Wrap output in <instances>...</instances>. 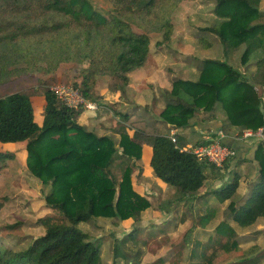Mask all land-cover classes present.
I'll return each instance as SVG.
<instances>
[{"label": "trees", "instance_id": "1", "mask_svg": "<svg viewBox=\"0 0 264 264\" xmlns=\"http://www.w3.org/2000/svg\"><path fill=\"white\" fill-rule=\"evenodd\" d=\"M110 1L118 14L112 18L98 11L90 0H0V46L39 44L42 39L71 42L90 63L81 88L86 97H91L100 74L112 76L117 90L124 93L130 83L129 74L147 62L151 50L148 33L136 31L134 25L144 28L142 21L150 15L162 24L165 40H171V12L180 0ZM262 2L216 0L214 13L220 21L203 31L216 34L226 51L246 45L243 64L259 54L256 72L248 76L227 61L205 59L198 80L175 79L160 113L172 128L186 129L196 114L206 111L214 115L217 105L222 104L226 113L223 132L232 129L244 134L246 130L262 129L264 136V22L259 21L264 18ZM2 62L0 58V71ZM258 86L263 91L261 96ZM44 95L42 126L35 121L29 94L15 92L0 98V142L26 144L27 168L50 188L46 201L58 216L27 249L16 252L0 248V264H102V238H91L79 224L142 220L152 203L136 189L134 170L142 161L145 142L152 146L150 167L156 177L188 199L206 188L208 167L221 170L185 149L187 141L179 133H148L142 127L133 133L120 131L117 144L111 136L98 135L81 124L78 118L82 110L67 107L51 89ZM129 117V113L123 115L125 120ZM207 142L210 140L203 139L199 144ZM14 157V153L0 152L3 162ZM257 160L259 178L241 200L232 199L240 185L239 173L219 189L199 196L213 194L220 202L230 201L224 215L239 229L264 217V138L258 146ZM202 219L206 225L207 218ZM138 231L133 229L126 238L134 239ZM200 246V257L205 264H212L210 245L201 251ZM127 257L121 244H116L114 264ZM260 261V256H253L237 264Z\"/></svg>", "mask_w": 264, "mask_h": 264}, {"label": "rangeland", "instance_id": "2", "mask_svg": "<svg viewBox=\"0 0 264 264\" xmlns=\"http://www.w3.org/2000/svg\"><path fill=\"white\" fill-rule=\"evenodd\" d=\"M90 1L106 17L118 16L110 0ZM215 6L216 0H180L171 12L174 27L168 41L164 38L162 24L150 15L142 21L144 28L134 25L136 31L147 32L150 36L151 50L147 62L129 74L130 83L124 93L117 90L112 76L98 75L91 97L87 98L96 101L100 109L82 110L78 121L98 135L111 136L117 144L120 131L133 133L144 127L143 130L148 133H164L166 130H163L164 127L159 129L156 116L169 99L168 89L177 78L198 80L205 59L227 61L246 75H253L259 54L248 64H243L241 58L246 45L226 51L216 34L203 31L220 21L214 13ZM260 8L264 10V0ZM259 21L264 22V18ZM0 58L3 61L0 98L15 92L29 94L33 101L35 121L40 126L45 116V91L61 84L82 88L84 72L90 66L89 60L65 40L49 42L42 39L39 44L35 41L32 45H3L0 46ZM215 112L218 118L226 114L222 104L217 105ZM126 113L130 114L128 120L123 118ZM195 117L194 123L205 120L200 113ZM192 127L199 129L197 125ZM188 131L193 133L192 130ZM0 152L15 154L13 159L0 160V248L20 252L43 235L58 214L46 201L50 188L27 168L26 144L0 142ZM151 152L152 146L145 142L143 159L135 165L134 170L136 187L147 194L152 203L143 212V221L100 220L82 222L79 228L93 239L102 238V264H114L116 244H121L128 256L118 264H205L197 254L200 245H195L199 239L205 242L202 245L204 248L209 247L212 235L206 230L195 234L187 227L196 222L205 225L203 217L207 218L206 224H210L215 203L211 199L194 202L176 189H168V185L153 174L149 162ZM215 199H218L217 196ZM183 200H187L185 207L179 204ZM191 201L194 208L190 205ZM174 223H177L176 227ZM180 223L189 224L179 232ZM143 226L145 228L140 231ZM135 228H139L135 238H126L132 231L130 229Z\"/></svg>", "mask_w": 264, "mask_h": 264}, {"label": "crops", "instance_id": "3", "mask_svg": "<svg viewBox=\"0 0 264 264\" xmlns=\"http://www.w3.org/2000/svg\"><path fill=\"white\" fill-rule=\"evenodd\" d=\"M119 101L122 100L119 99ZM204 112L205 111H201L199 113L203 116L201 118H204L205 120H203L202 122L194 123V120L192 119L190 121L191 126L186 129L172 128L171 125L161 119V116L159 114L156 116L158 124L160 125L159 129L162 130V127H164L163 130H166V132H160V134H181L187 141L186 148L198 145L203 139L214 138L220 132H223L222 127L226 122V114L224 116L220 115L218 118L215 115L209 116L211 113ZM135 114L138 115V112H135ZM160 121L162 123H160ZM163 122L166 124H163ZM193 125H197L199 129H196V126L192 127ZM188 130H192L193 133L190 134ZM196 132L198 133L195 134ZM200 132H202V134ZM224 133L225 137L223 138V143L231 147L236 152V154L233 158L229 159L226 162L227 164L224 165L221 170L208 167L207 173L209 175V179L207 181L206 188L194 199H191L194 202H201L203 201V199H211L212 202L215 203V209L211 214V223L202 226L196 222L192 224V226L194 225V227H187V230H193L195 234H197L201 230H206V232L212 235V241L208 243L211 249V260L213 261L212 264H237L239 262H242L243 259L253 256H260L261 261L258 264H264V217L259 218L255 224L246 229H239L231 219L226 218L224 215V209L228 206L230 201L220 202L218 199H215V196L213 194L208 195L207 198L206 196L199 197L201 194L203 195L206 192L210 193L214 190L219 189L236 173H239L241 175L240 185L237 192L232 198L234 201H239L248 194L253 183L259 178L260 162L257 160V150L262 137L258 133L251 136H244V134H238L235 131H232V129L228 132L224 131ZM134 185L136 187L135 182ZM167 188L175 189L169 186H167ZM136 189L139 190L137 187ZM140 192L143 193L142 191ZM193 203L191 201L190 205L192 204L193 206H191L194 208L195 206ZM179 204H183L182 207H185V205L187 204V200H183L179 202ZM179 217L177 218L179 219ZM142 221L143 218L141 222ZM188 224L180 223L178 226L179 232ZM176 226L177 223H174V227ZM144 228L145 226H143L140 231ZM131 230L133 229H130V231ZM242 236H246V238H243ZM203 244L205 245V242H202L198 239L195 246L201 245V251L204 249V246H202ZM197 254L199 256L198 252Z\"/></svg>", "mask_w": 264, "mask_h": 264}, {"label": "built area", "instance_id": "4", "mask_svg": "<svg viewBox=\"0 0 264 264\" xmlns=\"http://www.w3.org/2000/svg\"><path fill=\"white\" fill-rule=\"evenodd\" d=\"M51 90L55 92L57 97L70 109L85 111H96L100 109L96 101H92L85 96L80 86L61 84L54 86ZM257 133L264 138L262 129L258 132L246 130L244 131V136H251ZM224 137L225 133L220 132L214 138H206L210 140V142L190 146L186 149L196 154L199 160H208L218 168H222L225 163L236 154L231 147L223 143Z\"/></svg>", "mask_w": 264, "mask_h": 264}, {"label": "water", "instance_id": "5", "mask_svg": "<svg viewBox=\"0 0 264 264\" xmlns=\"http://www.w3.org/2000/svg\"><path fill=\"white\" fill-rule=\"evenodd\" d=\"M257 90L259 92V95L261 96L263 93H262V88L260 86L257 87ZM262 111H264V104H262V107H261Z\"/></svg>", "mask_w": 264, "mask_h": 264}]
</instances>
